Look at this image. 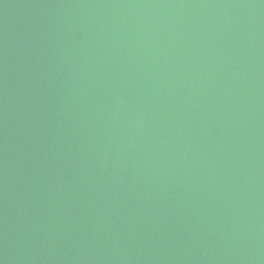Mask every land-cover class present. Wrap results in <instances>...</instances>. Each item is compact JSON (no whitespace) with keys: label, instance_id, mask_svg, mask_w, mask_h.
I'll return each instance as SVG.
<instances>
[{"label":"water","instance_id":"obj_1","mask_svg":"<svg viewBox=\"0 0 264 264\" xmlns=\"http://www.w3.org/2000/svg\"><path fill=\"white\" fill-rule=\"evenodd\" d=\"M0 264H264V0H0Z\"/></svg>","mask_w":264,"mask_h":264}]
</instances>
